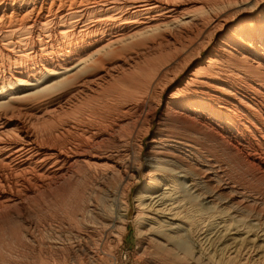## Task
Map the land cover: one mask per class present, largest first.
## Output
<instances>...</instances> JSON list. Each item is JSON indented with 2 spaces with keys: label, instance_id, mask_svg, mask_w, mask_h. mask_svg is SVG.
Returning a JSON list of instances; mask_svg holds the SVG:
<instances>
[{
  "label": "bare ground",
  "instance_id": "1",
  "mask_svg": "<svg viewBox=\"0 0 264 264\" xmlns=\"http://www.w3.org/2000/svg\"><path fill=\"white\" fill-rule=\"evenodd\" d=\"M194 1L205 11L190 10V0H0V170L20 174L15 186L0 182V206L14 205L30 183L78 168L132 173L144 180L135 215L143 242L169 246L183 229L221 237L259 204L258 194L226 178L216 144L244 150L264 169V0ZM194 62L163 111L137 125L132 117L155 105L156 87L161 105ZM117 105L131 120L114 122L127 128L121 137L110 127L123 145L112 150L104 138ZM62 114L84 137L57 148L38 141L35 126ZM253 213L251 227L264 223Z\"/></svg>",
  "mask_w": 264,
  "mask_h": 264
},
{
  "label": "rangeland",
  "instance_id": "2",
  "mask_svg": "<svg viewBox=\"0 0 264 264\" xmlns=\"http://www.w3.org/2000/svg\"><path fill=\"white\" fill-rule=\"evenodd\" d=\"M190 1H193L189 2L190 10L197 13L205 11L199 3ZM176 31L175 34L173 33L174 38L181 40L185 37L184 32L176 33ZM198 41L195 40L191 47L196 48ZM174 43L176 42L171 46L176 45ZM195 65L194 62L177 83L166 89L161 105H157L162 90V85L159 84L156 87V92L159 93H155V103H153L155 105L139 112L143 116L139 113L134 114L132 120L137 119L139 126L145 124L142 126L144 129L148 124L147 113L156 111L160 114L171 90ZM125 107L117 105L119 110L108 117L110 126L106 130L108 132L105 134L104 144L112 150H116L121 144L117 140L118 132L121 137L127 130L125 127H117L115 123L120 122L122 125L125 123L124 126L126 124L128 126L126 120H131L130 115L124 117L122 114ZM65 116L67 114L64 116L62 114L60 117L56 115L45 124L38 123L35 126L38 136L40 135L38 141L57 148L59 145L82 139L84 137L82 126L73 125L72 128V123L66 124ZM155 125L157 120L154 121V127ZM111 126L117 134L110 128ZM122 129L124 131H121ZM113 133L116 135L114 136ZM145 141L148 142V139ZM145 141L143 146L146 151L148 143ZM216 145L217 149H220L219 156L225 161L226 178L244 183L251 192H254L253 194H258L257 196L261 198L256 207L247 208L244 213L246 216L241 219L232 218V225L221 237L219 235L213 236L212 239H201L204 235L199 238L200 232L198 235L197 232L191 235L183 229L180 239L169 246L160 245L156 241L147 244L143 242L144 229L135 220L138 211L136 193L139 184L144 181L143 178L136 179L132 173L126 177L121 174L120 176L117 172L102 174L100 171L88 172L78 168L76 175L69 176L72 175L69 174L67 178L46 182L43 185L30 183L24 193H18L19 199L13 203L14 205L0 206V264H264V223L259 222L257 226L251 227V223H256V220L251 219L253 216L249 217L256 211L264 216V169L252 164L244 150L238 148L228 152L223 148L224 143ZM120 146L117 150L123 148L122 144ZM137 150L138 147L135 149V154L129 157V159L133 157L131 160L135 163L138 162V158L135 157L138 155ZM15 174H19L16 173L15 168L0 170V182H11L15 186L14 182L20 177V174L18 176ZM125 212L126 215H123ZM113 217H116V223L109 226L107 220ZM212 222V218L210 222L206 220L207 225L203 223L202 230L210 228ZM242 224L243 226L238 227ZM235 236L237 239L233 238Z\"/></svg>",
  "mask_w": 264,
  "mask_h": 264
}]
</instances>
